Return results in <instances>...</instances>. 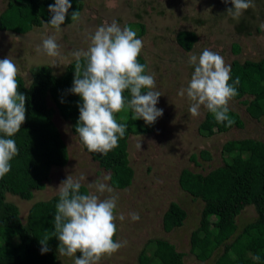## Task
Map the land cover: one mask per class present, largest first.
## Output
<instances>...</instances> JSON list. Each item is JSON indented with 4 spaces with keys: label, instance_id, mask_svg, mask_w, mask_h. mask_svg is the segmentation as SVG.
Wrapping results in <instances>:
<instances>
[{
    "label": "rangeland",
    "instance_id": "374dc122",
    "mask_svg": "<svg viewBox=\"0 0 264 264\" xmlns=\"http://www.w3.org/2000/svg\"><path fill=\"white\" fill-rule=\"evenodd\" d=\"M7 0H0V12ZM54 1V0H53ZM82 9L77 20L61 26V31L45 24L33 27L26 34L18 35L0 32V59L6 57L20 69L27 85L30 82V69L34 66H46L54 75H61L65 66L75 60L73 53L87 50L90 36L98 27L117 21L121 28L130 24L138 32V24L143 26V35L137 37L143 41L139 55L146 65L145 74L155 78V91L160 92L158 108L163 109L149 133L130 134L126 140V154L133 174L130 183L121 189L105 192L101 199L110 195L118 197L114 210L117 219V232L114 241L126 242L125 246L111 256L104 257L99 264H136V256L143 250L151 264H160L152 251L157 239L172 243L175 249L183 253L182 264H213V258L199 261L190 251L191 232L199 225L201 202L183 192L177 178L181 169L205 173L222 165L228 156L222 152V144L229 139L251 138L264 142V126L251 118L245 111V105L231 100L229 109L239 115L243 121L241 128H232L225 133L204 136L197 126L207 111L201 106V115L193 117L189 112L191 101L179 92L186 88L194 71L188 57L199 54L208 48L219 53L226 64L243 63L246 60L264 59V0H254L255 8L245 10L237 22L227 13L233 7L231 0H80ZM180 30H189L197 39L190 50H183L177 44L175 35ZM48 36H55L60 45L61 56L49 57L37 52V46ZM236 44L238 51H233ZM57 61V65H52ZM49 107H54L47 100ZM55 111V110H54ZM127 109L119 115L124 116ZM53 122L66 145L68 160L64 166L52 167L43 190L32 192L29 200L21 199L10 193L5 200L13 203L19 210L22 222L32 202L47 199L59 190L62 181L71 176L84 179L89 193L96 192L94 185L106 183L104 177L109 172L101 169L83 149L78 136L72 133L70 123L62 119L55 111ZM140 144L141 148L137 145ZM205 150L209 159L199 158ZM196 158L197 163L192 159ZM171 202L178 203L186 212L183 224L169 232L163 231L161 217ZM138 213L140 219L132 221L131 213ZM123 215L124 220L119 216ZM255 217L252 207L246 206L235 218L241 228ZM16 239H13L15 241ZM59 264H74L75 257L61 256L57 253Z\"/></svg>",
    "mask_w": 264,
    "mask_h": 264
},
{
    "label": "trees",
    "instance_id": "16d2710c",
    "mask_svg": "<svg viewBox=\"0 0 264 264\" xmlns=\"http://www.w3.org/2000/svg\"><path fill=\"white\" fill-rule=\"evenodd\" d=\"M54 3L55 0H7L0 12V32L23 35L42 24L53 28L46 22L53 15L48 6ZM70 3L72 7L64 24L73 21L72 13L79 14L82 9L80 0H70ZM127 27L130 28V24ZM138 28L137 37L144 32L141 24ZM196 39V34L189 30H180L175 35L177 44L186 51L192 48ZM233 51H238L236 44ZM138 62L145 65L140 56ZM85 63L82 58L81 64ZM75 64L76 60L69 62L61 75H54L46 66H34L30 69L27 85L21 76H17L18 91L26 96V120L14 136L5 137L15 140L19 153L10 161V172L0 178V264H59V241L54 234L58 192L47 199L32 202L24 222L17 206L5 200L8 193L29 200L32 192L43 190L52 167L66 164L68 153L53 122L55 111L70 123L82 149L101 169L109 172L108 185L112 189L126 187L132 178L126 138L130 134L149 133L154 127V124H145L143 119L135 120L131 109H127L122 117L116 113L117 122L127 126L125 136L118 140V147L107 155L90 153L76 133L82 98L70 91ZM230 76L229 84H233L238 92L233 100L241 101L246 113L264 126V59L233 62ZM237 78L239 84H234ZM124 95L131 98L128 91ZM47 100L54 107H49ZM228 115L235 121L231 126H225L226 122L218 123L207 110L197 126L199 133L209 137L243 126L237 113L229 110ZM221 150L228 156L222 165L205 173L184 168L178 174L179 188L201 202L199 225L189 239L190 251L199 261L212 257L213 264H264V142L251 138L229 139L222 144ZM198 155L201 159H209L205 150ZM196 158L192 155L195 163ZM81 185V194H88L87 187ZM246 206L253 208L255 217L239 228L235 218ZM185 217V210L178 203L171 202L161 217L163 231L181 226ZM45 236L49 237L47 246L50 250L41 254L40 240ZM152 254L160 264H182L183 253L167 240L157 239ZM80 255L78 252L77 256ZM255 256L260 259L255 260ZM136 264H151L143 250L136 256Z\"/></svg>",
    "mask_w": 264,
    "mask_h": 264
},
{
    "label": "clouds",
    "instance_id": "9594fccd",
    "mask_svg": "<svg viewBox=\"0 0 264 264\" xmlns=\"http://www.w3.org/2000/svg\"><path fill=\"white\" fill-rule=\"evenodd\" d=\"M228 3V0H224ZM233 7L227 9L230 17L239 21L245 10L255 8L254 0H231ZM70 0H55L48 6L53 14L46 22L61 31L69 9ZM79 14L72 13V20ZM143 49V41L136 32L125 26L121 28L117 21L102 25L90 36L87 50L73 53L76 60L73 86L70 91L82 98L79 106V121L76 126L80 140L90 153L107 155L118 147V140L125 136L126 124L118 123L115 114L131 109L134 119H143L145 124L153 125L163 116V109L158 108L160 92L155 91V78L145 74L146 65L138 62ZM37 52L49 57L61 56L60 45L55 36H48L37 46ZM86 61L81 64V59ZM189 65L194 71L186 88L179 92L191 101L189 112L193 117L201 115V106L210 111L218 123L231 126L235 123L230 118L229 103L238 95L231 79V66L217 52L208 48L197 56L188 57ZM53 61L52 65H57ZM20 69L12 59H0V178L11 170L10 161L18 155L19 149L15 140L5 137L14 136L26 120V96L18 91L17 76ZM234 84H239L237 78ZM142 89L147 91L142 92ZM130 93V99L124 95ZM63 102V101H61ZM141 148V145H137ZM81 176L73 179L68 176L59 185V200L54 217L55 237L59 241L58 252L61 256L75 257L74 264H99L106 256H111L125 246L126 242L114 241L117 232L115 223L118 197L110 195L101 199L105 192L113 189L106 183L94 185L96 192L81 194ZM110 179L109 176L104 177ZM124 216H119L124 220ZM132 221L140 219L138 213H131ZM48 236L41 242V254L50 249L47 246ZM80 256H77V253ZM259 260V256L254 257Z\"/></svg>",
    "mask_w": 264,
    "mask_h": 264
}]
</instances>
